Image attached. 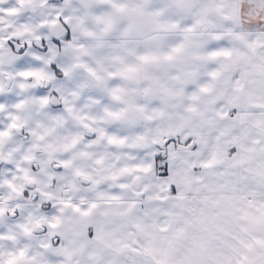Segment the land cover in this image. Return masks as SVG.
Wrapping results in <instances>:
<instances>
[{"label": "snow or ice", "instance_id": "obj_1", "mask_svg": "<svg viewBox=\"0 0 264 264\" xmlns=\"http://www.w3.org/2000/svg\"><path fill=\"white\" fill-rule=\"evenodd\" d=\"M0 264H264V0H0Z\"/></svg>", "mask_w": 264, "mask_h": 264}]
</instances>
